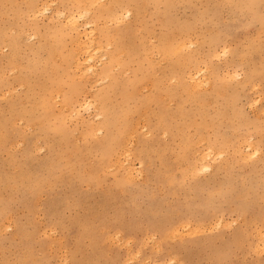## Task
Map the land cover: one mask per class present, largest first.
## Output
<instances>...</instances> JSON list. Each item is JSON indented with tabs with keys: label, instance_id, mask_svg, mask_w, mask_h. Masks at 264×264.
<instances>
[{
	"label": "rangeland",
	"instance_id": "rangeland-1",
	"mask_svg": "<svg viewBox=\"0 0 264 264\" xmlns=\"http://www.w3.org/2000/svg\"><path fill=\"white\" fill-rule=\"evenodd\" d=\"M94 1L0 0V264H264V0Z\"/></svg>",
	"mask_w": 264,
	"mask_h": 264
},
{
	"label": "bare ground",
	"instance_id": "bare-ground-1",
	"mask_svg": "<svg viewBox=\"0 0 264 264\" xmlns=\"http://www.w3.org/2000/svg\"><path fill=\"white\" fill-rule=\"evenodd\" d=\"M89 2L91 3V2H95L94 0H89ZM37 7V6H36ZM42 7H44V5L42 6ZM38 9L37 8H34V11L33 12H36ZM43 11V10H42ZM89 11H91L88 7L86 8V9H84V13L82 12V14H86L87 12H89ZM121 12V11H120ZM120 12L118 11V8L116 9L115 7H114V5L112 4V5H109L108 7H107V9H106V11H105V13L106 14H108L109 16H110V18H113V19H115V21H119V19H120ZM123 14H125L124 13V11H123ZM100 15V14H99ZM126 15V14H125ZM83 16V15H82ZM98 16V15H97ZM127 16V15H126ZM125 16V17H126ZM67 21L69 22V25H70V28H75V20H74V15L72 14V13H70V14H68L67 15ZM119 23V22H118ZM94 31H95V27H93V28H91V27H89V31H87V32H84L85 34L84 35H86L85 37H87L88 38V40H89V43H87V44H85V43H81V44H79V49H82L87 55H86V57H85V59H84V61H87V62H89V61H91V59H92V55H94L95 53H97L99 50H100V48L102 47V44H101V41L100 40H98V41H96V42H94ZM121 30H118V29H116V31L115 32H113L114 34V37L116 36V40H114V43H113V41H112V39H111V36H112V34L106 29L102 34H101V38L102 39H104V41H105V43L106 44H108L109 45V48H111L112 47V51L111 52H109V53H106V60L102 63V65H101V67H100V69L98 70V74H100V75H102V76H104L105 78H107V79H109V78H111V75H115V74H112L111 73V70H113L112 69V66H114V67H117V68H120V67H123V65H122V63H124V64H126V63H128L130 60L129 59H123V58H120L119 57V52L122 50H124L125 51V49H122V48H124L125 47V42L123 43V40H122V36H121V32H120ZM80 39V38H79ZM111 41H112V43H111ZM169 41V40H168ZM167 41V42H168ZM186 42H187V39H185V36H183V37H180V39L178 40V42L174 45V47H172V50L173 49H178V50H180V49H183V48H185L187 45H186ZM162 43H164V42H162ZM162 47H164V51H165V53L166 54H168L169 52H168V48L166 49L165 47L166 46H164V45H162ZM12 48V47H11ZM170 51H172L171 49H169ZM121 51V52H122ZM124 51H123V53H124ZM81 52V51H80ZM225 52V51H224ZM131 55H132V53L130 54V55H125V57H127V58H131ZM132 59V58H131ZM125 60H127L126 61V63L125 62H123V61H125ZM79 63V60H76V64H78ZM81 63V62H80ZM79 63V64H80ZM85 63V62H84ZM78 64V65H79ZM194 65V64H193ZM126 66H127V64H126ZM83 67H86V69H88V70H92L93 68H92V65L91 64H89V63H87V65H85L84 66V64H83ZM82 67V68H83ZM113 67V68H114ZM192 67H196L195 65L194 66H192ZM94 70V69H93ZM174 71V70H173ZM54 71H52L51 73H53ZM201 72V71H200ZM194 73V72H193ZM202 74H204V73H202ZM172 75H174V72H172ZM193 75V74H192ZM206 75V74H205ZM174 76H176V79L177 80H180V79H184V77L182 76V72L180 73V70H177V72H175V75ZM190 76V74L187 76V77H189ZM53 77V76H52ZM173 78V80H174V78L175 77H172ZM190 78L193 80V83H192V85L194 86V87H196L197 85H199L200 84V82H202V80H205V78H201V79H193L191 76H190ZM181 80V81H182ZM205 82V81H204ZM186 86V85H185ZM186 88H187V86H186ZM42 93H43V95L45 94V92H47L48 93V91H46L47 90V88H46V86H43L42 88ZM47 96H48V94H47ZM46 96V97H47ZM39 98H42V96L40 95L39 97H38V95H37V100L38 101H40V99ZM40 103H41V101H40ZM89 104V103H88ZM103 108V107H102ZM104 109V108H103ZM250 144V143H249ZM253 145V144H252ZM250 147H251V145H249ZM182 147H183V145H182ZM211 151V147H209V150L208 151H203V152H200L199 153V160H200V163L199 164H195V166L194 167H192V169L194 168V170L196 171L197 170V172H200L201 170H203V171H205V170H208V169H210L209 168V163H208V161L207 160H210L211 158H212V153L213 152H215L214 150H212V153L210 152ZM218 151H221V150H218ZM219 153V152H218ZM255 153H256V149H253L252 150V155H255ZM185 154V153H184ZM215 154H216V152H215ZM181 155H182V153H181ZM219 154H217V156H218ZM223 156V155H222ZM192 162V161H191ZM212 167V166H211ZM189 168V167H188ZM192 171V170H191ZM190 171V172H191ZM194 172V171H193ZM192 172V173H193ZM194 174H196V173H194ZM21 178V177H20ZM22 180H23V178H21ZM218 225V224H217ZM198 227L197 226H195L194 228H193V230L195 229V231L197 230V231H199V229H197ZM190 231H192V230H190ZM90 242L91 243H94L95 242V240H92L91 238H90ZM258 246V245H257ZM262 247V246H261ZM260 247V248H261ZM259 248V247H258ZM264 248V247H263ZM261 250H264V249H261ZM96 251V255H95V257H94V254H93V257L94 258H91L90 260V262H88L87 264H94V263H96V261H98V250H95Z\"/></svg>",
	"mask_w": 264,
	"mask_h": 264
}]
</instances>
